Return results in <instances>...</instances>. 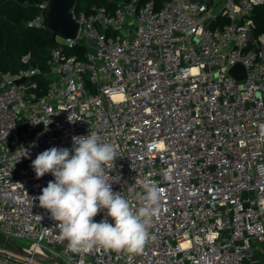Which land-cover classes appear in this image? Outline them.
Returning a JSON list of instances; mask_svg holds the SVG:
<instances>
[{
	"label": "built area",
	"instance_id": "2783aa9c",
	"mask_svg": "<svg viewBox=\"0 0 264 264\" xmlns=\"http://www.w3.org/2000/svg\"><path fill=\"white\" fill-rule=\"evenodd\" d=\"M50 4L30 26L48 28ZM258 8L264 0H166L160 9L153 0H119L114 12L100 6L87 14L75 3L77 36H57L44 94L28 81L38 67L1 73L0 233L29 240L32 257L0 248V264H41L33 254L44 248L66 264H264ZM79 42L84 59L66 51ZM238 63L247 69L242 79L230 73ZM89 133L115 147L106 176L134 208L145 181L162 191L143 253L70 252L39 205L54 176L37 179L32 161L52 147L72 149L73 137Z\"/></svg>",
	"mask_w": 264,
	"mask_h": 264
},
{
	"label": "clouds",
	"instance_id": "9594fccd",
	"mask_svg": "<svg viewBox=\"0 0 264 264\" xmlns=\"http://www.w3.org/2000/svg\"><path fill=\"white\" fill-rule=\"evenodd\" d=\"M260 40L264 43V36ZM68 119L73 121L70 115ZM116 158L113 145L89 133L73 137L72 149L52 147L32 161L37 179L46 173L54 176L37 199L58 222L60 239L68 241V251L88 252L100 246L143 253L149 240L148 228L160 212L163 194L154 182L145 181L143 192L136 197L139 206L134 208L120 192L113 191L107 179L106 169ZM105 209V218L96 222L94 217Z\"/></svg>",
	"mask_w": 264,
	"mask_h": 264
},
{
	"label": "trees",
	"instance_id": "16d2710c",
	"mask_svg": "<svg viewBox=\"0 0 264 264\" xmlns=\"http://www.w3.org/2000/svg\"><path fill=\"white\" fill-rule=\"evenodd\" d=\"M119 0H77V12L91 13L95 8L104 6L114 12ZM132 1V0H124ZM142 2L145 0H141ZM155 8L160 9L166 0H153ZM51 0H0V74L18 73L29 67H38L41 73L31 77L28 81L38 82L36 91L42 95L48 89L50 79L49 60L52 50L60 45L57 35L46 26H30L29 21L40 12L42 3ZM49 10H47L48 13ZM258 33L264 31V9H256L254 15ZM68 54H76L79 58H86L87 47L84 42L66 49ZM30 54L28 63L22 59Z\"/></svg>",
	"mask_w": 264,
	"mask_h": 264
},
{
	"label": "water",
	"instance_id": "95a60500",
	"mask_svg": "<svg viewBox=\"0 0 264 264\" xmlns=\"http://www.w3.org/2000/svg\"><path fill=\"white\" fill-rule=\"evenodd\" d=\"M77 0H51L48 11V29L66 39H74L77 36L79 25L72 18L70 9L75 5ZM221 4L216 7L214 13L218 14ZM230 73L238 79H242L247 75V69L244 65L235 64ZM25 79H19L16 83L23 82ZM0 240L17 255L21 257H32V252L24 246L16 243L11 238L6 237L0 233ZM33 256L40 262H52L56 264H66L60 258L51 255L43 257L40 254H33Z\"/></svg>",
	"mask_w": 264,
	"mask_h": 264
},
{
	"label": "rangeland",
	"instance_id": "374dc122",
	"mask_svg": "<svg viewBox=\"0 0 264 264\" xmlns=\"http://www.w3.org/2000/svg\"><path fill=\"white\" fill-rule=\"evenodd\" d=\"M57 36H60V35H57ZM16 243L24 246V247H28L30 246L31 242L27 239H22V238H14L13 239ZM0 248H3L5 250H8V251H12L9 247H7L1 240H0ZM13 252V251H12ZM51 255H56V251L54 250H50L48 248H44L42 251H41V256L43 257H48V256H51ZM61 260H64L63 257H60ZM41 264H56V263H52V262H40ZM66 263V262H65Z\"/></svg>",
	"mask_w": 264,
	"mask_h": 264
}]
</instances>
